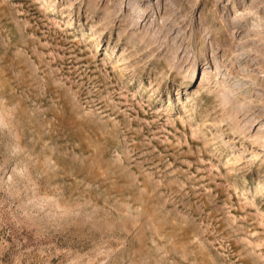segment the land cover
<instances>
[{"label": "rangeland", "instance_id": "obj_1", "mask_svg": "<svg viewBox=\"0 0 264 264\" xmlns=\"http://www.w3.org/2000/svg\"><path fill=\"white\" fill-rule=\"evenodd\" d=\"M0 264H264V0H0Z\"/></svg>", "mask_w": 264, "mask_h": 264}, {"label": "bare ground", "instance_id": "obj_2", "mask_svg": "<svg viewBox=\"0 0 264 264\" xmlns=\"http://www.w3.org/2000/svg\"><path fill=\"white\" fill-rule=\"evenodd\" d=\"M194 64H196V65H197V64H198V62H197V61H195V62H193V63H192V65H194ZM198 67H199V66H198ZM191 70H192V68H191Z\"/></svg>", "mask_w": 264, "mask_h": 264}]
</instances>
